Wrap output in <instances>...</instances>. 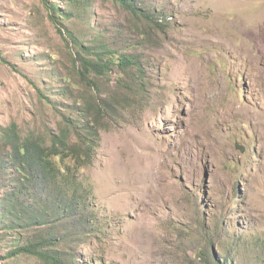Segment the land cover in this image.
Returning <instances> with one entry per match:
<instances>
[{
    "label": "rangeland",
    "instance_id": "374dc122",
    "mask_svg": "<svg viewBox=\"0 0 264 264\" xmlns=\"http://www.w3.org/2000/svg\"><path fill=\"white\" fill-rule=\"evenodd\" d=\"M139 1L162 27L115 0H0V130L100 132L98 231L29 255L44 232L0 222V264H264V0ZM74 39L123 61L84 82Z\"/></svg>",
    "mask_w": 264,
    "mask_h": 264
},
{
    "label": "trees",
    "instance_id": "16d2710c",
    "mask_svg": "<svg viewBox=\"0 0 264 264\" xmlns=\"http://www.w3.org/2000/svg\"><path fill=\"white\" fill-rule=\"evenodd\" d=\"M115 1L151 26L162 27L155 17L168 20V13L163 10H157L158 13L141 10L139 0ZM46 5L54 23L61 25L65 13L54 4ZM73 41L82 50L84 82L91 81L93 73L106 76L109 65L123 61L107 44L102 48L88 46L77 39ZM135 59V56H124L130 64L127 71L137 67L133 91L143 92L145 77L141 76ZM97 122V118L67 117L57 131L45 135L24 134L17 124L1 128L0 182L5 192L0 197V222L11 220V225L25 231L37 227L45 233L43 247L38 246L39 242H32L24 245V253L34 255L38 250L61 245L55 237L58 231L76 238L98 231L94 227L93 214L89 212L93 190L81 178V171L94 163L100 146Z\"/></svg>",
    "mask_w": 264,
    "mask_h": 264
}]
</instances>
